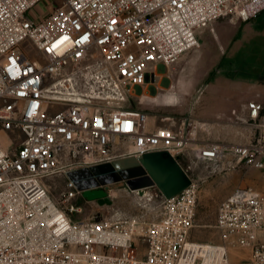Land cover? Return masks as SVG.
I'll return each instance as SVG.
<instances>
[{"label":"built area","instance_id":"built-area-1","mask_svg":"<svg viewBox=\"0 0 264 264\" xmlns=\"http://www.w3.org/2000/svg\"><path fill=\"white\" fill-rule=\"evenodd\" d=\"M42 1L0 0V264H233V248L251 249L242 264H264V189L240 186L221 202L214 243L191 239L200 188L188 170L176 196L153 188L154 221L76 220L74 182L61 204L45 183L159 151L181 166L230 161L264 175V102L248 104L258 128L250 144L201 143L190 116L151 131L148 113L127 105L158 65L200 48L199 30L247 23L264 0H50L52 10L31 17ZM27 40L36 58L22 50Z\"/></svg>","mask_w":264,"mask_h":264},{"label":"rangeland","instance_id":"rangeland-1","mask_svg":"<svg viewBox=\"0 0 264 264\" xmlns=\"http://www.w3.org/2000/svg\"><path fill=\"white\" fill-rule=\"evenodd\" d=\"M51 4L50 0L42 1L31 11V17L36 18L49 12L53 9ZM197 34L201 44L198 49L203 50L199 58L186 63L184 56L173 65L161 67L155 83L139 88L134 97L128 96L129 109L146 108L153 116L159 109L156 104L169 94L173 97L169 101L174 105L173 110H166L161 114L181 121L190 116L198 123V108L206 100L211 85L224 88L214 96L231 98V110L239 109V100L247 105L253 100L264 102V12L247 23L221 19L211 28L199 30ZM22 50L29 57H37V52L29 40L22 44ZM192 54L194 52L186 57ZM172 84L176 86L173 90L170 89ZM215 104L214 110L218 113H223L226 109L221 101H216ZM188 159V163L182 162V166L200 188L196 227L191 239L217 243L220 239L214 225L221 202L240 186L263 190L264 175L253 169H231L230 161L218 167L213 163ZM67 180L65 175H56L45 180L52 196L60 204L67 189ZM145 183L147 182L142 179L139 183L133 181L130 185L117 184L108 190L100 187L95 191H104V195L96 199H89L81 192L72 201L79 209L73 218L158 220L162 212V198L157 196V190L154 189L143 190L145 193L141 195L136 188ZM261 239H264V235ZM231 252L233 264H242L251 258L250 248H233Z\"/></svg>","mask_w":264,"mask_h":264},{"label":"water","instance_id":"water-1","mask_svg":"<svg viewBox=\"0 0 264 264\" xmlns=\"http://www.w3.org/2000/svg\"><path fill=\"white\" fill-rule=\"evenodd\" d=\"M67 177L74 182L78 191L83 192L89 199L104 195V191H95L97 188L108 190L117 184L130 185L133 181L139 183L142 179L147 183L136 188L141 195L157 187L161 194L169 199L182 192L192 182L185 169L168 151L145 154L140 159H119L113 163L72 171Z\"/></svg>","mask_w":264,"mask_h":264},{"label":"crops","instance_id":"crops-1","mask_svg":"<svg viewBox=\"0 0 264 264\" xmlns=\"http://www.w3.org/2000/svg\"><path fill=\"white\" fill-rule=\"evenodd\" d=\"M201 47V46H200ZM194 52V54L187 56L188 54ZM203 50L195 49L189 53L182 55L177 62H179L182 57L185 56L184 61L186 63L193 62L199 58ZM176 62V63H177ZM163 67V65H158L153 70V75L155 81L158 78V71ZM155 83V82H154ZM176 86L174 84L171 85V90L175 89ZM139 88L136 89V92ZM220 90H224V88L216 85H211L208 89L206 100H204L200 107L198 108L199 114V122L197 123V134L198 140L201 143L206 142H223L229 144H250L256 140L258 136V128L250 121L249 119V110L248 105L242 103L240 100L237 102L239 109L231 110V98H216L214 95L218 94ZM132 97L135 94H130ZM173 97H170L169 94L165 95L160 99L159 103L156 104V110L153 116L146 111L147 109H138L145 111L149 115V129L154 131L159 128L166 127H177L181 122V119H170L162 115L161 113H165L166 110H173L174 105L169 103ZM175 101V100H174ZM216 101H221L222 106L226 108L223 113H218L216 109ZM257 101V100H253ZM223 108V109H224ZM249 126V127H248ZM254 129V131H253ZM190 153L192 150L189 151ZM258 172V171H257ZM264 240V239H263Z\"/></svg>","mask_w":264,"mask_h":264}]
</instances>
